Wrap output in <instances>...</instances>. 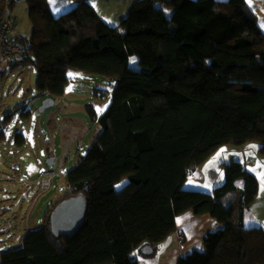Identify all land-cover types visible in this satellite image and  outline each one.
I'll return each mask as SVG.
<instances>
[{"label": "trees", "instance_id": "1", "mask_svg": "<svg viewBox=\"0 0 264 264\" xmlns=\"http://www.w3.org/2000/svg\"><path fill=\"white\" fill-rule=\"evenodd\" d=\"M26 2L32 36L16 34L19 26L14 32L25 53L6 62L11 69L32 65L36 89L54 100L79 73L116 85L101 114L88 106L101 131L67 172L69 192L58 201L83 194L84 224L74 235L55 236L57 202L22 245L0 253V264H140L132 254L157 251L188 210L218 225L203 249L177 264H213L218 249L214 264H264V228L244 222L259 179L241 161L225 165V181L213 192L184 187L224 145L255 141L264 153V29L248 0H136L117 25L88 0L58 16L48 0ZM2 15L0 7V25ZM34 109L21 110L27 123ZM14 141L23 146L26 136L16 132ZM124 181L135 188L128 192Z\"/></svg>", "mask_w": 264, "mask_h": 264}, {"label": "rangeland", "instance_id": "2", "mask_svg": "<svg viewBox=\"0 0 264 264\" xmlns=\"http://www.w3.org/2000/svg\"><path fill=\"white\" fill-rule=\"evenodd\" d=\"M10 1L5 0L0 4L1 10H3L2 19L7 20L10 16L15 17L23 36H27L28 39L31 38L32 24L26 0H14L12 4ZM68 2L69 0H56L54 5H50L54 15L58 16L76 5H69ZM127 2L128 0H98L95 8L107 23L117 25L133 5L132 2L128 4ZM54 8H59V11H54ZM171 11L172 8L167 7L166 12L170 14ZM261 17L264 18V16ZM262 18H260V24L264 29ZM131 63L134 66L138 65L137 56L132 57ZM2 66L3 63H0V67ZM24 67L17 66L6 69L5 73L0 71L2 77L0 79L4 81L3 92L0 93L1 98L3 100L12 99L15 102L20 101L22 95L23 101L32 100L28 104L35 108V112L28 123L21 117V111H14L10 121L7 125H4L6 116L10 112L0 113V130L4 126L6 128L4 130L6 140L0 145V187H4L6 192H0V201L4 204L11 198L13 200L18 198V205L23 204L24 198L20 190L25 185L7 181L12 177L10 174L16 175V172L22 169L24 177L33 179L34 187L32 190L28 189V191L30 190L29 195L32 197L39 196L34 209L36 211L35 216L41 211L43 216L50 208L51 201L55 199V204L67 195L69 192V189L66 188L67 172L83 158L101 131L100 124L92 115L88 106L93 104L97 111L103 109L98 111L101 114L112 98L116 80L87 73L76 74L73 76L69 87L71 90L68 89L64 96L55 98L53 105L40 112V107L50 96L47 93H40L36 89L37 72L35 69L26 66L27 69L22 74ZM21 75L25 83L22 81ZM17 84H21L22 87L17 91V97L15 98L14 93L10 92ZM23 87L26 88L25 91H23ZM99 88L107 90L105 96L100 95H103V90ZM24 110L22 109V111ZM15 132L29 135L30 150L34 151L36 155L32 152L22 153L19 157L20 160H16L15 152L9 150L10 147L15 146V142L11 141L15 139ZM251 145L256 147L250 148ZM222 149L223 152H221ZM218 153H220L219 158H217ZM51 158L54 159L53 165L48 164V160ZM213 160H215V163L210 165L209 162ZM235 160L241 161L246 169L259 179V191L254 200L247 206L246 211L257 219L259 226L264 228V191L261 190L262 184L259 176V173L264 172V153L260 152L257 142L222 146L190 175L184 187L190 190L213 192L216 186L223 184L225 181V165ZM49 168L55 171V175L50 176L51 178L43 175V172ZM52 179H54L53 182H51ZM128 184L127 181L120 183L130 192L135 187ZM205 185H209V187H205ZM29 202L30 200L23 204L26 210L29 208ZM21 234V230L16 229L14 225L11 230V236L15 235L14 245L9 246H20L16 242L19 241ZM178 235L177 228L161 243L157 251L146 253L144 247L142 251L133 253L132 258H138L140 264H177L182 255L187 254L194 248L203 249L194 246L200 240L197 229L189 233L188 241L180 240L182 236L179 235L178 238ZM193 242L194 245H192ZM9 248L12 247H5L4 250ZM230 260L232 262L230 258L225 264H229Z\"/></svg>", "mask_w": 264, "mask_h": 264}, {"label": "crops", "instance_id": "3", "mask_svg": "<svg viewBox=\"0 0 264 264\" xmlns=\"http://www.w3.org/2000/svg\"><path fill=\"white\" fill-rule=\"evenodd\" d=\"M80 1L81 0H69L68 4L69 5H75ZM88 1L90 3H92L94 6L98 3V0H88ZM133 1H135V0H128L127 4L131 3V2L133 3ZM248 2H249V0H248ZM249 4L253 8V10L258 14L259 19L262 18L261 16H264V0H250ZM262 19L264 20V18H262ZM19 28H18V31L16 32V34L17 33L22 34L20 32ZM22 36H23V34H22ZM25 37H27V36H25ZM2 63H3V66L0 67L1 72L5 73L6 69H11V67L6 64V61H3ZM22 66H24V65H22ZM26 66L34 69V67L32 65H25V67ZM25 67L22 70V74L25 72V69H27ZM2 76H4V75L2 74ZM21 78H22V81L24 82L22 75H21ZM21 84H23V83H21ZM21 84H17L16 87L15 88L13 87L11 92H10V93H14L15 98L17 97V91L22 87ZM3 88H4V81L2 79H0V93L3 92ZM25 90H26V88L23 89V91H25ZM10 93H9V95H10ZM29 101L31 103L32 100L23 101L22 95H21L20 101H15V102L12 99L3 100L1 98V95H0V113L3 114L6 111H9V112L18 111V112H20L23 108L30 106V104H28ZM5 129L6 128L4 126L3 130H5ZM25 136H26L25 145L19 146L15 143V146L13 148H11V147L9 148V150L15 152L17 161L20 160L19 157L22 153H26V152H32L33 154L35 153L34 151L30 150L31 147L28 144L29 135L26 134ZM5 140H6V134H5V138L3 140H0V145H2ZM11 141L13 143L15 142L13 140H11ZM34 155H36V153ZM16 173H17L16 175L10 174L12 177L10 176L11 178L7 179V181L8 182H16L19 185L20 184L25 185V186L21 187L20 193L23 194V198H24L23 204L26 203V201L30 200V202L28 204L29 208L26 210L24 208L23 204L18 205V198L14 199V200H13V198H11L9 201H7L4 204L1 203V201H0V253L2 251H4L5 247H13V246H9V245H14L13 242L15 240L14 239L15 235L11 236V230H12L14 225H15L16 229H19L22 232L21 236L19 237V241L16 242V243H19L18 245H22L24 236L30 230H33V229L39 227L40 225H42L46 213L52 209V206L54 205V202L56 201L55 199L53 201H51V204L49 206L50 208H48V210L46 211V213L43 216L41 215L42 211L39 212L37 216H35L36 211H34V209L37 205V201L39 199V196L37 197L35 195L34 197H32L29 195V191L32 190L34 187L33 179L24 177L22 169H20ZM53 180L54 179H52L51 182H53ZM51 182H50V184H51ZM237 184L240 187H244V180L239 179L237 181ZM25 188H26V190H24ZM4 189L5 188L1 186L0 192H6ZM28 189H30V190L28 191ZM206 214L207 213L200 215V214H196L190 210L179 214L177 216V227H178L179 235L182 236V239H180V240L188 241L189 233L194 232V230L197 229L198 235H200V240H198L196 242L197 244H195V245L193 242L192 245H194L196 247L199 246L200 248H203L204 247V238L206 236V233L209 230L215 229L218 225L214 219L209 217L210 215L206 216ZM244 222H245V225L247 227L260 225L259 222L257 221V219L254 218V216L249 215L246 210H245V215H244ZM179 235H178V238H179ZM219 252H220V250H217L216 253L214 254L213 264H214V262L218 256ZM229 264H231V260L229 261Z\"/></svg>", "mask_w": 264, "mask_h": 264}, {"label": "water", "instance_id": "4", "mask_svg": "<svg viewBox=\"0 0 264 264\" xmlns=\"http://www.w3.org/2000/svg\"><path fill=\"white\" fill-rule=\"evenodd\" d=\"M54 104V99L49 98L40 107V112ZM49 165L54 164V159L48 160ZM88 203L83 194L67 197L54 207L50 215L51 229L55 236L74 235L84 224L87 214ZM146 253H151L152 248H144Z\"/></svg>", "mask_w": 264, "mask_h": 264}, {"label": "built area", "instance_id": "5", "mask_svg": "<svg viewBox=\"0 0 264 264\" xmlns=\"http://www.w3.org/2000/svg\"><path fill=\"white\" fill-rule=\"evenodd\" d=\"M17 28V20L13 18L4 21L0 25V63L3 61H9L10 58L18 53H25L21 45L12 40L13 34ZM43 175L46 177L54 176L55 171L49 168L43 172Z\"/></svg>", "mask_w": 264, "mask_h": 264}, {"label": "snow or ice", "instance_id": "6", "mask_svg": "<svg viewBox=\"0 0 264 264\" xmlns=\"http://www.w3.org/2000/svg\"><path fill=\"white\" fill-rule=\"evenodd\" d=\"M249 2H250V0H249ZM55 3H56V0H49V4H50V5H54ZM54 11H59V8H54ZM69 75H74V74L69 73ZM69 90H71V89H69ZM105 107H106V106H105ZM102 110H103V109H98V111H102ZM249 147H250V148H255L256 146H255V145H251V146H249ZM223 151H224V150L222 149L221 152H223ZM219 155H220V153L217 154V158H219ZM209 163H210V165H212V164L215 163V160L210 161ZM221 175H222V174H221ZM259 176H260L261 184H262V188H261V190L264 191V172L259 173ZM117 187H119V185H117ZM205 187H209V185H205Z\"/></svg>", "mask_w": 264, "mask_h": 264}]
</instances>
